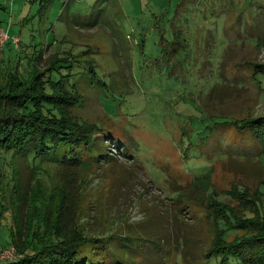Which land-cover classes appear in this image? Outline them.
I'll list each match as a JSON object with an SVG mask.
<instances>
[{
  "label": "rangeland",
  "instance_id": "1",
  "mask_svg": "<svg viewBox=\"0 0 264 264\" xmlns=\"http://www.w3.org/2000/svg\"><path fill=\"white\" fill-rule=\"evenodd\" d=\"M0 31V79L23 77L39 49V69L69 53L110 83L72 75L70 113L103 125L123 154L110 141V160L33 171L2 155L22 189L37 179L44 195L64 191L59 222L135 237L136 264H216L209 249L258 235L253 221L264 228V140L229 123L264 116V71L251 69L264 67V0H0ZM223 210L234 219L217 225ZM9 225L5 214L1 262L19 255Z\"/></svg>",
  "mask_w": 264,
  "mask_h": 264
},
{
  "label": "trees",
  "instance_id": "2",
  "mask_svg": "<svg viewBox=\"0 0 264 264\" xmlns=\"http://www.w3.org/2000/svg\"><path fill=\"white\" fill-rule=\"evenodd\" d=\"M179 43H184V39ZM70 55L51 56L43 70L36 65L40 50L34 49L25 55L26 64L31 68H27L23 77L13 73L5 75V80L0 79V224L4 215L9 214L8 246L19 254L0 264H136L129 255L138 245L135 237H95L61 223L59 216L65 204L63 190L56 188L44 195L37 179L30 188L22 189L17 185L14 166L8 176L1 172L5 166L2 155L15 158L16 163L28 162L29 169L36 170L37 163L43 160L67 167L86 160L93 164L110 160L105 152L110 141L122 154L126 150L118 137L113 138L100 123H90L70 113L71 107L80 101L79 94L71 89L76 82L72 75L76 74L77 78L85 73L96 90L110 88V83L106 84L96 75L93 63L85 64ZM261 65L252 64V71H264ZM63 68L67 69L65 74H61ZM229 123L236 130L248 132L254 141L258 135L264 140V116ZM261 148L264 152V143ZM223 212V217L215 219L217 225H224L230 216L228 210ZM253 222L258 235L231 242L228 248H222L225 252L209 249L216 264H248L264 256V228L259 222ZM219 239L223 240L221 235ZM209 261L207 264H212Z\"/></svg>",
  "mask_w": 264,
  "mask_h": 264
},
{
  "label": "built area",
  "instance_id": "3",
  "mask_svg": "<svg viewBox=\"0 0 264 264\" xmlns=\"http://www.w3.org/2000/svg\"><path fill=\"white\" fill-rule=\"evenodd\" d=\"M2 31V30H1ZM0 31V44L3 41V39H6V33H3ZM12 42L15 43L16 40L14 38H12Z\"/></svg>",
  "mask_w": 264,
  "mask_h": 264
}]
</instances>
